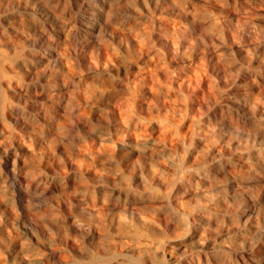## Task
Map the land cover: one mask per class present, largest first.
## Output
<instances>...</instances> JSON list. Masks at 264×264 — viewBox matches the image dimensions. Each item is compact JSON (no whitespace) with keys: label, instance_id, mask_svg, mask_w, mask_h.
Listing matches in <instances>:
<instances>
[{"label":"rangeland","instance_id":"1","mask_svg":"<svg viewBox=\"0 0 264 264\" xmlns=\"http://www.w3.org/2000/svg\"><path fill=\"white\" fill-rule=\"evenodd\" d=\"M0 264H264V0H0Z\"/></svg>","mask_w":264,"mask_h":264},{"label":"bare ground","instance_id":"2","mask_svg":"<svg viewBox=\"0 0 264 264\" xmlns=\"http://www.w3.org/2000/svg\"><path fill=\"white\" fill-rule=\"evenodd\" d=\"M93 5H94V4H93ZM92 12H94V11H92ZM92 12H91L90 14L94 15L95 12H94V13H92ZM88 13H89V12H88ZM89 17H91V16H89ZM87 26H88V25H87ZM93 26H94V25H93ZM88 27H89L90 29H93V27H92L91 25H89ZM88 32H89V31H88ZM243 208H244V207H243ZM247 208H248V209L244 212V214H242L241 217H244V218H245V217L250 216V215L253 213V212H252V211H253L252 208H254V207H252V204H249ZM242 210H243V209H242Z\"/></svg>","mask_w":264,"mask_h":264}]
</instances>
